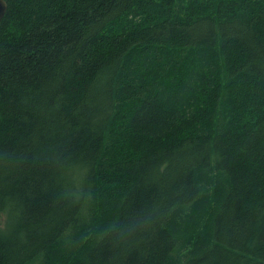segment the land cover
I'll list each match as a JSON object with an SVG mask.
<instances>
[{
    "label": "trees",
    "instance_id": "trees-1",
    "mask_svg": "<svg viewBox=\"0 0 264 264\" xmlns=\"http://www.w3.org/2000/svg\"><path fill=\"white\" fill-rule=\"evenodd\" d=\"M0 264H264V0H5Z\"/></svg>",
    "mask_w": 264,
    "mask_h": 264
},
{
    "label": "water",
    "instance_id": "water-1",
    "mask_svg": "<svg viewBox=\"0 0 264 264\" xmlns=\"http://www.w3.org/2000/svg\"><path fill=\"white\" fill-rule=\"evenodd\" d=\"M8 9V4L5 0H0V23L2 19L4 18L6 12Z\"/></svg>",
    "mask_w": 264,
    "mask_h": 264
}]
</instances>
